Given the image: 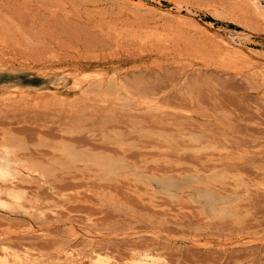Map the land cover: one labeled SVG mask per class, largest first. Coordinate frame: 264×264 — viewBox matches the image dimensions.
Returning a JSON list of instances; mask_svg holds the SVG:
<instances>
[{
	"label": "rangeland",
	"instance_id": "obj_1",
	"mask_svg": "<svg viewBox=\"0 0 264 264\" xmlns=\"http://www.w3.org/2000/svg\"><path fill=\"white\" fill-rule=\"evenodd\" d=\"M154 1L0 0V264H264V7Z\"/></svg>",
	"mask_w": 264,
	"mask_h": 264
},
{
	"label": "bare ground",
	"instance_id": "obj_2",
	"mask_svg": "<svg viewBox=\"0 0 264 264\" xmlns=\"http://www.w3.org/2000/svg\"><path fill=\"white\" fill-rule=\"evenodd\" d=\"M126 2H127V4H130V5H132V6H134V7H137V8H150L151 6H150V4H153V3H155V1L154 0H150V1H141V0H125ZM246 1H248V2H250V3H253V4H256L257 6H263L264 7V2L262 1V0H246ZM156 4V3H155ZM160 4V3H159ZM153 9H154V7H152ZM155 11H157V12H162V10L160 9V8H156L155 7ZM168 13L170 14V15H172V16H174L175 18H177L178 20H180V21H182V22H186V23H190V24H193V25H196V26H199V27H201V28H203L204 30H206V31H213L212 29V26H209L208 27V25H207V27H206V25L204 26L197 18H196V16H195V14L192 12V10L191 9H189L188 7H183V6H181V5H176V7L175 8H173V9H169V11H168ZM217 38H219L220 40H222V41H224L225 43H227V44H230V45H236L237 43H240V42H242V37L240 36V35H238V34H234V33H232V32H229V31H221V30H216V31H214V33H213ZM254 55V54H253ZM258 55V54H257ZM260 55H258V56H256V54H255V62H256V69H257V72H259L260 74H262L263 76H264V58H261V57H259ZM262 56V55H261ZM264 78V77H263ZM72 84L74 85V91L73 92H71L70 91V89L68 90V89H63V88H58L57 89V91L58 92H60L62 95H64V96H66V94H69V93H71V95L69 94V96H74V95H76V94H79V93H83V92H86L87 91V89H86V87H87V84H86V82H84V81H78V80H75V81H73L72 82ZM73 89V88H72ZM71 89V90H72ZM55 92V91H54ZM79 97V96H78ZM68 98V97H67ZM66 98V99H67ZM10 99V98H9ZM191 147V146H190ZM15 163V162H14ZM13 163V164H14ZM10 166H12V164H11V162H10V160L9 161H3L1 164H0V173H4V172H6L7 173V169H9V167ZM79 167V166H78ZM11 168V167H10ZM13 168L14 169H16V171H18V173H19V176H20V174H24V173H22L23 171H25L24 169H22V167H21V169L18 167H15V166H13ZM12 170V169H11ZM1 175V174H0ZM18 176V175H17ZM229 184V183H228ZM231 184H233V183H231ZM216 186V185H215ZM201 188V187H200ZM203 188V187H202ZM212 189V188H211ZM230 190V189H229ZM229 190H227L228 192H230ZM245 190V189H244ZM244 190L243 191H240V193H244ZM250 190V189H249ZM224 191H226V189H224ZM226 191V192H227ZM238 192V191H237ZM222 193V192H221ZM223 194H224V192H223ZM238 194V193H237ZM225 195V194H224ZM238 199V198H237ZM24 202V201H23ZM28 202V201H27ZM21 203V202H20ZM32 203V202H31ZM29 204V203H28ZM28 204H26V205H28ZM19 205H21V204H18V207H19ZM23 205H24V203H23ZM28 206H31L32 207V205H28ZM28 206H26V207H28ZM34 206V205H33ZM22 207V206H21ZM25 207V206H24ZM31 207H29V208H31ZM235 208V207H234ZM19 209V208H18ZM21 209H23V208H21ZM35 209H36V207H35ZM236 209H237V207H236ZM26 210L28 211V209L26 208ZM34 210V209H33ZM38 210V209H37ZM22 211V210H21ZM29 211H30V209H29ZM23 212H24V209H23ZM26 212V211H25ZM29 213V212H28ZM238 213V212H237ZM241 215V214H240ZM23 259V261H24V258H22ZM22 259H18L17 258V260H16V264H22ZM29 262V261H28ZM67 264H73V263H71L70 261H68L67 260V262H66ZM5 264H8L7 262H5ZM84 264H109V263H102V262H100V261H98V262H96V261H94V259L93 258H90L89 260H87V261H84ZM136 264H147V263H143V261H140V262H138V263H136Z\"/></svg>",
	"mask_w": 264,
	"mask_h": 264
}]
</instances>
